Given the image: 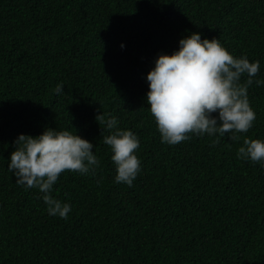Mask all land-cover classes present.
I'll return each mask as SVG.
<instances>
[{"label": "trees", "instance_id": "obj_1", "mask_svg": "<svg viewBox=\"0 0 264 264\" xmlns=\"http://www.w3.org/2000/svg\"><path fill=\"white\" fill-rule=\"evenodd\" d=\"M191 32L259 60L264 80V0H0V264H264V165L237 157L264 140V84L235 140L162 143L149 110L146 74ZM101 112L140 140L131 187L114 181ZM46 127L77 131L100 160L54 185L66 220L7 170L18 134Z\"/></svg>", "mask_w": 264, "mask_h": 264}, {"label": "clouds", "instance_id": "obj_2", "mask_svg": "<svg viewBox=\"0 0 264 264\" xmlns=\"http://www.w3.org/2000/svg\"><path fill=\"white\" fill-rule=\"evenodd\" d=\"M178 43L177 50L157 55L145 77L146 100L161 142L177 145L206 134L216 136L214 143H219V137L228 135L235 140V133H247L256 120L249 87L264 84V80H254L259 60L236 57L218 38L202 39L200 32H191ZM244 76L247 79L241 82ZM55 92L63 93V84ZM95 119L104 126L102 140L112 153L115 183L131 187L141 171L137 134L120 128L118 118L111 114L101 112ZM104 130L109 134L103 135ZM13 143L7 170L15 176V183L38 189L48 215L68 219L72 206L51 194L54 185L65 171L94 175L100 166L96 146L77 131L51 127L35 136L20 133ZM237 157L264 165V140L245 138Z\"/></svg>", "mask_w": 264, "mask_h": 264}]
</instances>
